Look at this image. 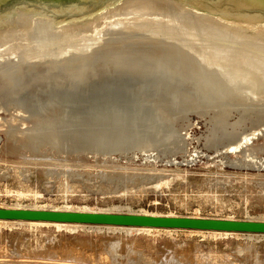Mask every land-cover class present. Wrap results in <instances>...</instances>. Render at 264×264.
Instances as JSON below:
<instances>
[{
  "label": "bare ground",
  "instance_id": "obj_1",
  "mask_svg": "<svg viewBox=\"0 0 264 264\" xmlns=\"http://www.w3.org/2000/svg\"><path fill=\"white\" fill-rule=\"evenodd\" d=\"M1 108H5L8 115L0 116V131L2 128L11 145L19 143L31 155L39 153V146L46 144L57 148V152L85 148L108 155L117 150L122 152L123 149L126 153L128 149H137L148 151L146 154H149L154 149L160 152V157H164V152L175 156L177 151H187V133L182 130L188 128L186 126L191 120L186 124L184 121L190 119L189 113H193L205 119L207 129L203 131H206L203 142L207 148L236 153L237 158L231 161V156H224L229 164H264V160L259 157L264 150V142H258L261 139L258 136L264 138V0H0ZM27 118L30 124L26 125ZM18 119V123L14 122ZM183 124L186 126L182 127ZM197 150L194 152L200 151ZM41 155L40 158L45 161L44 152ZM174 160L172 156L168 162ZM45 163L49 164L48 161ZM148 169L151 175L153 168ZM49 170L46 171L49 173ZM153 171L155 173L156 170ZM145 174H142L144 178ZM117 208L111 211L70 209L65 206L60 210L118 213ZM5 223L54 225L70 230L77 227H94L96 230L106 227L112 231L119 228L126 232L179 229L235 237L242 234L253 237L264 235L252 232L0 219V224ZM62 238L65 240L67 237ZM109 239L111 245L113 240ZM60 240L58 245L56 240L51 242L61 248L60 252L71 247L74 252L70 249L69 252L72 257L74 254L73 259L75 255L84 252L87 255L83 254L82 257L92 255L94 260L93 254L98 246L94 250V244L89 246L81 241L75 245L76 241L72 247L70 244L74 243L73 239L71 243L67 241L69 246L66 241ZM118 246L120 248L122 244ZM240 252L241 256L245 251ZM195 253L196 256L192 251L190 254L197 257L198 253ZM111 254L116 260V254ZM69 256L66 258L70 261L72 257ZM169 256L168 260L177 262L176 257ZM79 258L74 261L79 262ZM143 258L145 256L140 259ZM183 260L186 262V258ZM230 261L231 264L232 257Z\"/></svg>",
  "mask_w": 264,
  "mask_h": 264
},
{
  "label": "rangeland",
  "instance_id": "obj_2",
  "mask_svg": "<svg viewBox=\"0 0 264 264\" xmlns=\"http://www.w3.org/2000/svg\"><path fill=\"white\" fill-rule=\"evenodd\" d=\"M2 110L3 112H1ZM6 112L7 110L5 108H1L0 116L4 114L2 117H6L8 115V112ZM189 114L190 116L188 115V118L190 119H186L187 121L185 120L184 123L186 124L188 120H191L190 123L188 122L189 124H187L193 126L189 127L185 124L182 125V127L185 125L186 128H190L189 130L188 128L182 130L187 133V151L186 149L184 152L177 151L174 153L175 156L164 152L162 153L164 157L162 154V157H160V152L154 149V152L151 153V150L149 154H146L148 151H140L137 149L134 151L133 149H128L125 153V150L122 149L123 153L121 150H117L108 153V155L107 153L103 155L101 152H91L88 149L85 150V148H83L84 150H76L78 153L75 150H58L59 152H57V150H55L57 148L49 147V145L46 144L39 146V153L31 155L23 145L19 143L11 145L10 140H6L5 133L1 128L0 206L49 207L51 209H61L62 207L68 206L70 209H102L111 211H114L115 208L118 207L116 209L117 211L126 212L128 210L127 212L129 213L144 212L153 213L155 215L264 219V164H229V161L235 159V157L237 158L236 153L230 151L232 155L235 154L232 156L229 152L225 153L222 150L221 152L220 150L207 148L203 142L206 133V131L204 133L203 131L207 129L205 119H201V117L199 118L198 115L195 116L193 113ZM28 119L29 118H27L25 122L26 125L30 124ZM193 120L196 122L194 123ZM17 121L19 122L20 120L18 119L14 122L18 123ZM204 125L206 127H204ZM195 135H200V137H196L199 140L193 138ZM258 138H261L259 140L256 139L259 143L264 142L262 136H258ZM7 141L8 144L6 143ZM193 143H196V145ZM198 143L201 145H198ZM205 146L206 148H204ZM20 149L23 150L21 151ZM193 149H199L201 153L197 152L198 150L194 152ZM206 149H209V151H206ZM7 150L9 151L7 152ZM40 152H44V156H46L45 161L40 158L43 155H41ZM54 152L56 154L53 155ZM70 153H73L72 156ZM49 155L52 156L50 157ZM221 155L227 158L228 156L231 157H229V161L226 157L220 160L222 157ZM25 156H29L28 160ZM31 156L32 158H30ZM38 156L39 158H36ZM60 156H63L62 159ZM170 156H173L175 160L168 162L171 158ZM48 157H50V159H48ZM65 157L68 159L66 160ZM259 157L264 160V150L261 151ZM19 160H21L20 163H17ZM46 161H48L49 164L45 163ZM52 161L53 163L57 162L58 165H56L57 163L53 164ZM58 161L61 162L60 165ZM31 162L37 163L34 164ZM38 162L44 163L41 164ZM63 163L67 164L64 165ZM126 166H128V169H123V167ZM49 168L51 169L49 170ZM136 168L141 171H137ZM144 168L145 171H143ZM148 168H153L151 169V175L150 169ZM46 170L50 172L48 173ZM134 170L136 173H134ZM147 170L149 173H146ZM153 170H156L158 174L156 171L154 173ZM118 173H121L120 175L123 173V175L120 176ZM130 173L136 174L137 177H134V174L133 176L132 174L129 176ZM142 174H145V177L148 178H144ZM126 175L127 178H125ZM131 177H133L132 179L134 180H132ZM135 179L137 180L135 181ZM113 207L115 208L112 209ZM246 235L247 234H242L235 237L232 235H214L206 232L193 233L179 229L177 231L150 229L147 231L126 232L119 228L112 231V229L109 230L106 227H100L97 228V230L94 227H77L76 229L70 230L63 227L57 228L54 225L5 223L0 224V264H6L7 261V264H17L19 262V264H43V262L45 264H82L83 261V264H86L85 262H87V264H134L135 261L136 264H141L142 262V264H166L165 262L171 264L173 260H168V256L171 255V253L174 254L169 256V258L176 257L175 261L177 260V262L173 261V264H178V262H183V264H200V262L201 264H210L211 260H213L211 264H218V262L219 264H230L231 257V264H236L237 261H239L237 264H245V262L247 264V261L248 264H264V235H254L255 237H253V235ZM62 237L67 238L64 240ZM109 238L113 240L112 244L110 243L113 247L109 245ZM71 239L74 240V243L70 244L72 247H74L76 241L75 245L80 244L81 241L83 244L86 243L89 246L94 244V250H96L98 246V254L97 250L95 251L96 254H93L94 260H92V255L84 257L87 255V253L84 252V256L82 257L83 254L80 252L79 262H76L74 260H77L79 256L75 255L76 257L73 259L74 254L73 257L71 254L74 251L71 250V247H68V249L65 250L70 253L69 255L72 257L69 261V259H67V256H69L67 252L65 250H61L60 252L61 248H58L57 245L59 244V240L60 242H69L70 240L69 243H71V241H73ZM91 239H94L92 243ZM102 239L103 241H101ZM114 239L117 241L115 242ZM55 240L56 243L58 242L57 245L52 244ZM93 241L95 242L93 243ZM96 241L98 244H101L102 248L100 244L97 245ZM104 241L105 245H103ZM124 242L126 245H124ZM120 243L122 247L120 246L119 248L118 245H121ZM115 245H117L116 248ZM53 246H56L55 248L59 251L57 252ZM104 247L107 248L106 251ZM174 247H176L175 251ZM189 247L191 251L194 252L195 256V252L198 253L197 257L190 254L191 251H189ZM43 248L46 250H43ZM180 248H182L181 251H178ZM69 249L73 252H69ZM171 249L173 252H171ZM50 250H54L55 252L52 253ZM101 250L102 252L100 254ZM238 250L245 252L240 256L241 252ZM246 250L249 251L248 254H246L248 252ZM46 251L51 252H49L48 258L46 257ZM56 252L58 256H56ZM39 253H42V259ZM111 253L114 255L116 254V260L113 259ZM178 253H181V256L180 254L178 255ZM59 254L63 256L61 257ZM64 254H67V256L65 255L67 258L64 257ZM95 255H97V257ZM190 255L194 258L192 259ZM89 256H91V258ZM101 256L102 260L99 258ZM142 256H145L143 260L140 259ZM207 256H209V258ZM36 257H39V259ZM44 258L49 260H45ZM62 258L65 261L62 260ZM95 258H98L96 262ZM185 258L186 262L183 260ZM57 259H59V261ZM81 259L83 260L81 261L82 263L80 262ZM128 259L133 263L131 261L130 263ZM216 259H220L222 262ZM151 260L153 263H151Z\"/></svg>",
  "mask_w": 264,
  "mask_h": 264
},
{
  "label": "water",
  "instance_id": "obj_3",
  "mask_svg": "<svg viewBox=\"0 0 264 264\" xmlns=\"http://www.w3.org/2000/svg\"><path fill=\"white\" fill-rule=\"evenodd\" d=\"M0 219L264 233V221L148 213L0 207Z\"/></svg>",
  "mask_w": 264,
  "mask_h": 264
}]
</instances>
